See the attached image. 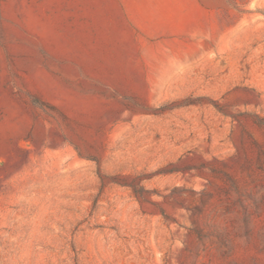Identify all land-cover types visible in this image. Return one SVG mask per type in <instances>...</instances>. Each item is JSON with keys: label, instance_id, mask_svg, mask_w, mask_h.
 Returning a JSON list of instances; mask_svg holds the SVG:
<instances>
[{"label": "rangeland", "instance_id": "rangeland-1", "mask_svg": "<svg viewBox=\"0 0 264 264\" xmlns=\"http://www.w3.org/2000/svg\"><path fill=\"white\" fill-rule=\"evenodd\" d=\"M0 264H264V0H0Z\"/></svg>", "mask_w": 264, "mask_h": 264}]
</instances>
